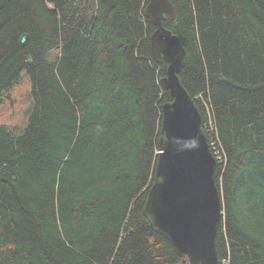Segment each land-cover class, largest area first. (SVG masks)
<instances>
[{
    "label": "trees",
    "instance_id": "obj_1",
    "mask_svg": "<svg viewBox=\"0 0 264 264\" xmlns=\"http://www.w3.org/2000/svg\"><path fill=\"white\" fill-rule=\"evenodd\" d=\"M169 1L217 160L219 264H264V0ZM147 4L0 0V105L22 72L31 94L20 135L0 123V264H189L142 215L172 100Z\"/></svg>",
    "mask_w": 264,
    "mask_h": 264
},
{
    "label": "water",
    "instance_id": "obj_2",
    "mask_svg": "<svg viewBox=\"0 0 264 264\" xmlns=\"http://www.w3.org/2000/svg\"><path fill=\"white\" fill-rule=\"evenodd\" d=\"M144 15L155 26L151 56L155 63L167 64L160 85L172 100L161 106L155 176L142 215L178 257L189 264H219L216 237L223 204L215 181L217 160L202 130L201 114L179 80L184 47L162 24L173 21L175 11L169 0H148ZM26 39L23 35L20 43Z\"/></svg>",
    "mask_w": 264,
    "mask_h": 264
},
{
    "label": "rangeland",
    "instance_id": "obj_3",
    "mask_svg": "<svg viewBox=\"0 0 264 264\" xmlns=\"http://www.w3.org/2000/svg\"><path fill=\"white\" fill-rule=\"evenodd\" d=\"M30 108V84L26 73L22 72L18 82L4 94L0 105V123L7 125L14 135H20L27 125Z\"/></svg>",
    "mask_w": 264,
    "mask_h": 264
},
{
    "label": "built area",
    "instance_id": "obj_4",
    "mask_svg": "<svg viewBox=\"0 0 264 264\" xmlns=\"http://www.w3.org/2000/svg\"><path fill=\"white\" fill-rule=\"evenodd\" d=\"M212 145H213V144H212ZM218 158H220V157H218ZM218 158H217V159H218ZM220 159H221V158H220ZM226 263H227V262H225L224 264H226Z\"/></svg>",
    "mask_w": 264,
    "mask_h": 264
}]
</instances>
